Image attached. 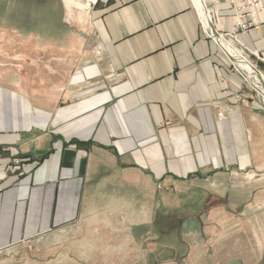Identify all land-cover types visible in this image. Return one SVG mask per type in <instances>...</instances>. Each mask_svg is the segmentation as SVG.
I'll return each mask as SVG.
<instances>
[{
	"label": "crops",
	"instance_id": "0c3cea01",
	"mask_svg": "<svg viewBox=\"0 0 264 264\" xmlns=\"http://www.w3.org/2000/svg\"><path fill=\"white\" fill-rule=\"evenodd\" d=\"M215 8L229 31L226 1ZM91 15L102 58L86 73H104L107 84L80 89L65 79L46 96L0 70V251L76 221L91 176L135 175L139 183L122 189L143 196L156 184L165 203L167 186L199 195L258 171L264 116L251 109L256 101H240L231 56L202 35L191 0H96ZM231 37L264 75V10Z\"/></svg>",
	"mask_w": 264,
	"mask_h": 264
},
{
	"label": "rangeland",
	"instance_id": "374dc122",
	"mask_svg": "<svg viewBox=\"0 0 264 264\" xmlns=\"http://www.w3.org/2000/svg\"><path fill=\"white\" fill-rule=\"evenodd\" d=\"M94 5L68 15L63 0H0V70L46 96L65 79L80 89L94 79L107 84L98 71ZM257 105L251 109L264 116ZM258 164V171L234 172V187L199 188V195L188 186L162 188L165 203L156 184L143 196L122 189L139 183L135 175L91 176L76 221L1 250L0 264H264V155Z\"/></svg>",
	"mask_w": 264,
	"mask_h": 264
},
{
	"label": "bare ground",
	"instance_id": "6f19581e",
	"mask_svg": "<svg viewBox=\"0 0 264 264\" xmlns=\"http://www.w3.org/2000/svg\"><path fill=\"white\" fill-rule=\"evenodd\" d=\"M63 1H64V8L68 12V15L71 14L73 7L77 9H81L83 12L88 13L87 10L89 8V2H87V0H63ZM207 1L209 0H191V3L194 9L196 10V13H198L203 23H210L208 20L207 12L205 11L207 9L204 8V4L207 7ZM210 1L212 2V5H213L212 7L217 12L216 14L212 13L211 20L214 21L215 23H221L219 22L218 19L221 18L223 20V14L221 11L215 8V5L219 3V0H215V1L210 0ZM225 1L228 5V9L231 11V15H230L231 24L233 22L235 23L240 17L235 9V4L237 5L242 4L244 3L245 0H225ZM263 10H264V5H263L262 0H257L256 7L252 5L248 6V12L251 17V21L254 23L252 24L253 26H256L260 22V14ZM244 19L245 18L241 20L243 21ZM248 28H250V26L247 27L245 30H247ZM215 40L218 43V44L216 43V45L223 48L226 54L231 56V59H232L231 65L234 68V71L235 70L237 71V75H239L240 72L244 74L243 78L239 76L243 85H244V82H249L252 86L262 84V89L264 91V85H263L264 79H262L264 78V75L258 72L257 69L253 65L248 63V61L242 58L239 52L226 42V39L224 38V36L220 37V36L215 35ZM259 100L260 101L256 99L254 101L259 102L258 103L259 105L264 106L260 103L262 102L264 104V98L259 99Z\"/></svg>",
	"mask_w": 264,
	"mask_h": 264
},
{
	"label": "built area",
	"instance_id": "2783aa9c",
	"mask_svg": "<svg viewBox=\"0 0 264 264\" xmlns=\"http://www.w3.org/2000/svg\"><path fill=\"white\" fill-rule=\"evenodd\" d=\"M94 3L95 1L89 4V8L87 10L88 13H90L89 11L91 10V7L94 5ZM251 5L256 7L257 0H245L244 3L242 4H238V5L235 4V9L240 17L235 23L233 22L231 24L232 28L228 31L225 29V27L221 23H215L214 21L211 20L212 13L216 14L217 12L214 10L213 7H208V6L206 7V5L204 4V8L207 9L205 11L207 12L208 20L210 23H203L200 16L197 13L198 22L200 25V30L202 32V35H204L208 39H211L215 44L217 43V41L215 40V35L220 36V37L222 36L226 37L229 35V36H232L231 38L237 40V35L239 32L242 33L247 27L249 26L251 27L253 26L252 24H254L251 21V17L248 12V6H251ZM243 18L245 19L242 21L241 19ZM226 57H228L227 54H226ZM257 71L259 72V70ZM234 72L237 73L236 70ZM238 76L243 78L244 74L240 72ZM239 96L242 97L240 101L246 106H248L249 102H252L256 99L260 101L259 99L264 98V91L262 89V84L252 86L249 82H244V86L241 88ZM260 103L264 105L262 102Z\"/></svg>",
	"mask_w": 264,
	"mask_h": 264
}]
</instances>
